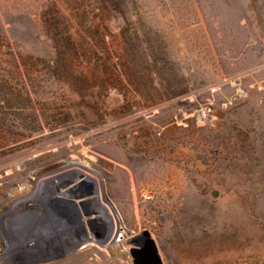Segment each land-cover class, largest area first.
Masks as SVG:
<instances>
[{
  "label": "rangeland",
  "instance_id": "374dc122",
  "mask_svg": "<svg viewBox=\"0 0 264 264\" xmlns=\"http://www.w3.org/2000/svg\"><path fill=\"white\" fill-rule=\"evenodd\" d=\"M145 231L264 264V0H0V264H134Z\"/></svg>",
  "mask_w": 264,
  "mask_h": 264
},
{
  "label": "water",
  "instance_id": "95a60500",
  "mask_svg": "<svg viewBox=\"0 0 264 264\" xmlns=\"http://www.w3.org/2000/svg\"><path fill=\"white\" fill-rule=\"evenodd\" d=\"M134 246L130 248V255L134 264H164L155 239L149 231L133 240Z\"/></svg>",
  "mask_w": 264,
  "mask_h": 264
},
{
  "label": "built area",
  "instance_id": "2783aa9c",
  "mask_svg": "<svg viewBox=\"0 0 264 264\" xmlns=\"http://www.w3.org/2000/svg\"><path fill=\"white\" fill-rule=\"evenodd\" d=\"M26 189V185L24 183H19L18 186L16 187V190H17V194H23L22 192ZM68 189H75V184H72L70 185L69 187L67 186H64L63 189L61 190V192H64V191H68ZM69 192V191H68ZM31 194H29V196H24V197H19L16 199V204L18 205H28L30 207L31 205V201H32V198L30 197ZM81 198L78 197V198H75V199H72V201L75 202L76 205L79 206L80 204V200ZM79 202V204H78ZM37 206H39V204H35ZM0 249H1V236H0Z\"/></svg>",
  "mask_w": 264,
  "mask_h": 264
},
{
  "label": "bare ground",
  "instance_id": "6f19581e",
  "mask_svg": "<svg viewBox=\"0 0 264 264\" xmlns=\"http://www.w3.org/2000/svg\"><path fill=\"white\" fill-rule=\"evenodd\" d=\"M85 174V173H84ZM86 175V174H85ZM88 175H89V173H88ZM81 176V175H80ZM84 177V176H83ZM89 178V177H88ZM110 212H109V215L111 216V213H112V210H111V208H109L108 209ZM108 212V211H107ZM80 218V217H79ZM112 218V217H111ZM117 219V218H116ZM84 221V220H83ZM117 221H118V219H117ZM116 223V222H115Z\"/></svg>",
  "mask_w": 264,
  "mask_h": 264
}]
</instances>
